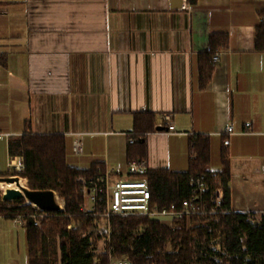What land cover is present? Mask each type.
<instances>
[{
	"label": "crops",
	"instance_id": "1",
	"mask_svg": "<svg viewBox=\"0 0 264 264\" xmlns=\"http://www.w3.org/2000/svg\"><path fill=\"white\" fill-rule=\"evenodd\" d=\"M172 3L0 0V172L10 137L30 132L64 135L73 166L103 162L126 178L129 160L141 159L139 142H129L134 114L150 112L163 128L144 140L151 169L187 171L192 139L210 137L211 158L229 150L231 209L263 213L264 53L255 33L264 0ZM216 33L229 45L202 89L199 56ZM210 169L218 179L221 168Z\"/></svg>",
	"mask_w": 264,
	"mask_h": 264
},
{
	"label": "trees",
	"instance_id": "2",
	"mask_svg": "<svg viewBox=\"0 0 264 264\" xmlns=\"http://www.w3.org/2000/svg\"><path fill=\"white\" fill-rule=\"evenodd\" d=\"M197 0H191L193 4ZM256 28L255 44L257 50L264 53V15ZM229 45L227 33H216L209 38V48L199 56L200 86L206 89L211 82L217 64L212 61L218 50ZM3 60V59H1ZM157 115L150 112L134 114V129L130 136L143 135L157 131ZM228 139L221 137L222 143ZM140 144L139 158L146 155L144 141ZM9 153L21 156L24 171L22 176L28 180L31 190H53L64 201L62 209L47 212V216L35 224L32 215L36 209L27 204L26 199L13 202L5 201L0 205V215L11 218L14 215H26L28 264H110V258L128 257L133 264H217L216 258L208 256L202 242L212 233L222 231L225 235L227 256L223 264H264V216L260 224L254 225L249 214L231 209V191L228 182L231 179V159L229 150L223 145L220 152L221 171L216 178L211 171L210 137L197 136L192 139L189 167L185 172L171 169H150L146 175L151 192V204L160 209L181 204L189 195L191 176L203 175L207 178L211 190L219 187L224 191V209L229 211L215 217L203 216L192 219V228L186 231V221L181 228L163 226L158 220L148 216H123L110 219L111 235L106 251L95 254L91 250L89 236H83L91 227L98 226L102 219L94 214H83L85 205L80 191L78 178L92 176L106 171L103 162L93 163L89 169H81L68 162L67 139L62 134L24 133L10 137ZM130 154V152H129ZM132 158V155H130ZM3 174L0 173V177ZM10 203H14L11 205ZM75 222V228L69 225ZM140 226H146L144 232H138ZM245 236V239H242ZM183 244L177 252H168L165 245L171 241L175 247Z\"/></svg>",
	"mask_w": 264,
	"mask_h": 264
},
{
	"label": "built area",
	"instance_id": "3",
	"mask_svg": "<svg viewBox=\"0 0 264 264\" xmlns=\"http://www.w3.org/2000/svg\"><path fill=\"white\" fill-rule=\"evenodd\" d=\"M261 21H263L262 18ZM223 52V50L216 51L212 58L214 64L221 62ZM164 119L166 121V127H164L166 133H174L176 127L172 116L167 115ZM231 130L232 127L228 125L224 134L231 133ZM149 134L150 132L143 135L131 136L129 142L130 144H134L138 141H144ZM224 144L229 145V140L226 139ZM73 151L81 153L82 144L79 139L74 141ZM9 168L10 173L8 177H18L19 183H15L17 188H10L7 181L0 180V205L6 201L4 195L8 189L21 190V186L27 187L23 184L22 173L24 166L22 157L11 156ZM150 169L151 167L147 160L131 159L128 162V176L126 178L115 179L112 172L108 170L96 175L78 178L77 182L80 185V191L85 200V205L82 206L81 211L86 215L94 214L107 223L109 240L111 235L110 219L112 217L148 216L150 219L158 220L163 226L173 227L184 220L187 224H190L194 217H215L229 212L224 209L223 188L218 187L215 191H212L207 178L203 175L190 177L189 195L182 200L181 204H173L171 208L163 209H160L157 205H152L151 192L146 178ZM26 203L32 204L35 207L36 211L32 217L35 219V224L38 225L39 220L47 216V211L42 210L39 206L30 203L28 200ZM60 205L63 208L64 201ZM11 218L20 227L26 225V215H14ZM71 227L72 225H69V228ZM145 230L146 226L138 228V232H144ZM92 252L98 254L96 250H92ZM110 264H133V262L126 258L111 257Z\"/></svg>",
	"mask_w": 264,
	"mask_h": 264
},
{
	"label": "rangeland",
	"instance_id": "4",
	"mask_svg": "<svg viewBox=\"0 0 264 264\" xmlns=\"http://www.w3.org/2000/svg\"><path fill=\"white\" fill-rule=\"evenodd\" d=\"M221 145V144H220ZM10 157L5 166L6 170L0 172L4 176H8L10 173L9 168ZM211 167L215 169L221 168V159L219 157L215 158V155L212 157ZM23 177V176H22ZM261 180V185L264 187V172L258 176ZM23 184L28 187V180L23 177ZM14 188V185H12ZM57 195V194H56ZM58 202L62 203L63 200L58 197ZM13 205L14 203H10ZM264 212L260 214H252L250 216L251 222L256 225L260 224ZM187 223V222H186ZM71 228H75L76 224L73 222ZM181 223L175 224L173 227H180ZM181 228V227H180ZM192 228V221L190 224L186 225V231ZM83 236H89L90 246L92 250H96L98 254L103 253L109 243L108 237V226L107 223L102 220L98 226L91 227ZM225 235L222 231H217L216 234L212 233L211 237H205L202 244L206 248L208 256L211 258H216L217 264H223L224 257L227 256L225 248ZM242 239H245V236H242ZM183 244L182 238H179V245L175 247L171 241H168L165 245V249L168 252H177ZM129 259L128 257H123ZM130 260V259H129ZM0 264H28V255H27V243H26V232L24 227H20L12 218H6L0 215ZM258 264H262L261 261H258Z\"/></svg>",
	"mask_w": 264,
	"mask_h": 264
},
{
	"label": "water",
	"instance_id": "5",
	"mask_svg": "<svg viewBox=\"0 0 264 264\" xmlns=\"http://www.w3.org/2000/svg\"><path fill=\"white\" fill-rule=\"evenodd\" d=\"M184 5V0H173V8H181ZM162 127L157 128L162 131ZM0 180L7 181L8 183H19L18 177L1 176ZM25 198L30 203L39 206L42 210L47 212H55L62 209L56 193L53 190H31L28 187H22L21 190L8 189L4 195L6 201H13Z\"/></svg>",
	"mask_w": 264,
	"mask_h": 264
},
{
	"label": "bare ground",
	"instance_id": "6",
	"mask_svg": "<svg viewBox=\"0 0 264 264\" xmlns=\"http://www.w3.org/2000/svg\"><path fill=\"white\" fill-rule=\"evenodd\" d=\"M12 185H14V188H17V185L15 183H9V187L12 188Z\"/></svg>",
	"mask_w": 264,
	"mask_h": 264
}]
</instances>
